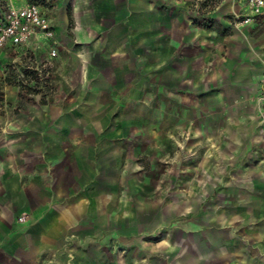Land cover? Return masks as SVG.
<instances>
[{
	"label": "crops",
	"instance_id": "1",
	"mask_svg": "<svg viewBox=\"0 0 264 264\" xmlns=\"http://www.w3.org/2000/svg\"><path fill=\"white\" fill-rule=\"evenodd\" d=\"M65 1L85 54L74 67V92L66 95L64 87L61 102L30 113L0 147V264H102L103 247L111 250L118 233L141 226L133 214L119 213L117 192L103 191V184L117 183L118 160L135 146L112 123L122 119L119 104L141 96L136 102H149L143 98L150 89L180 104L199 87L240 102L259 86L249 51L215 46L219 32L193 24L186 0ZM50 11L54 29L57 9ZM260 22L232 32L254 33ZM214 48L219 59L208 71Z\"/></svg>",
	"mask_w": 264,
	"mask_h": 264
},
{
	"label": "rangeland",
	"instance_id": "2",
	"mask_svg": "<svg viewBox=\"0 0 264 264\" xmlns=\"http://www.w3.org/2000/svg\"><path fill=\"white\" fill-rule=\"evenodd\" d=\"M48 1L57 9L55 56L42 42L26 56L0 54V147L30 113L61 102L64 87L66 95L74 92L78 80L74 67L85 52L76 43V19L65 0ZM186 1L193 24L219 32L215 46L249 51L259 86L240 102L199 87L192 101L185 95L180 104L156 89L144 94L149 102H136L141 96L119 104L122 119L112 123L135 146L118 160L117 183L103 184V191L117 192L119 213L133 214L141 226L118 233L111 250L103 247L102 264H258L264 257V18L254 33L238 38L227 23L233 0ZM22 2L0 0V9ZM215 50L208 59L199 56L210 62L205 70L219 59Z\"/></svg>",
	"mask_w": 264,
	"mask_h": 264
},
{
	"label": "built area",
	"instance_id": "3",
	"mask_svg": "<svg viewBox=\"0 0 264 264\" xmlns=\"http://www.w3.org/2000/svg\"><path fill=\"white\" fill-rule=\"evenodd\" d=\"M233 4L237 9L231 13V23L236 28L260 22L264 18V0H233ZM50 12L47 0H30L23 5L8 4L2 7L0 54L14 51L19 56H26L34 44L42 41L49 45L48 56L54 57L56 49L53 47L55 41ZM262 82L264 84V79ZM19 220L22 221V217Z\"/></svg>",
	"mask_w": 264,
	"mask_h": 264
}]
</instances>
